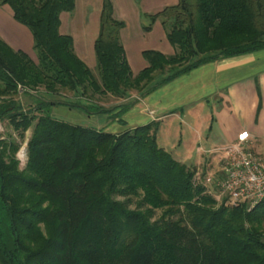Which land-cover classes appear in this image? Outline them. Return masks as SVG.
Masks as SVG:
<instances>
[{
  "label": "trees",
  "instance_id": "obj_1",
  "mask_svg": "<svg viewBox=\"0 0 264 264\" xmlns=\"http://www.w3.org/2000/svg\"><path fill=\"white\" fill-rule=\"evenodd\" d=\"M0 2L31 30L37 57L0 38V120L20 138L34 122L24 168L20 144L0 139V264H264V199L252 210L218 204L195 169L159 146L157 121L112 133L53 115L65 105L120 116L203 64L264 50V0H178L149 15L145 29L161 19L175 53L144 51L137 74L124 22L103 0L97 76L60 32L75 0ZM64 90L74 98H52ZM109 95L112 106L93 100Z\"/></svg>",
  "mask_w": 264,
  "mask_h": 264
},
{
  "label": "crops",
  "instance_id": "obj_2",
  "mask_svg": "<svg viewBox=\"0 0 264 264\" xmlns=\"http://www.w3.org/2000/svg\"><path fill=\"white\" fill-rule=\"evenodd\" d=\"M111 1L114 18L124 22L120 40L134 74L148 65L144 51L175 53L161 19L149 30L145 27L149 15L178 0ZM102 4L103 0H75L73 11L60 15V32L72 36L76 54L90 68L96 58ZM0 38L37 61L31 30L15 19L10 5L1 2ZM59 107L54 106V116L68 119L59 114ZM120 110L88 115L98 118L99 129L112 133L157 121L159 146L198 172L212 168L216 157H221L219 149L235 142L244 130L250 134V147L264 157V50L203 64L139 99L119 116Z\"/></svg>",
  "mask_w": 264,
  "mask_h": 264
},
{
  "label": "built area",
  "instance_id": "obj_3",
  "mask_svg": "<svg viewBox=\"0 0 264 264\" xmlns=\"http://www.w3.org/2000/svg\"><path fill=\"white\" fill-rule=\"evenodd\" d=\"M250 134L244 130L237 140L219 149L221 167L213 174L195 172L218 204L252 210L264 199V157L251 147Z\"/></svg>",
  "mask_w": 264,
  "mask_h": 264
},
{
  "label": "rangeland",
  "instance_id": "obj_4",
  "mask_svg": "<svg viewBox=\"0 0 264 264\" xmlns=\"http://www.w3.org/2000/svg\"><path fill=\"white\" fill-rule=\"evenodd\" d=\"M91 69L94 72V74L97 76L98 75V68H97V62H96V58H95V63H93L91 65ZM132 93H137L136 91H132ZM136 96L134 94H130V96L126 99V100H121L123 102H127L130 101L132 99H134ZM53 99L56 100H61V101H66V100H71L74 97L71 95V92L69 91H61L59 92V94H55L53 97ZM23 102L25 104H29L30 99L23 98ZM93 100L98 101V103L104 104L105 106H112L114 103H116V98H113L111 95L109 96H97L95 98H93ZM71 107L69 106H65V105H60V107L58 108V112H60L59 114H65L68 115L69 117H66L68 119H63L67 122L73 123V124H79V125H83V126H88L90 128H94V129H99L102 126H100L98 124V118H90L89 115L81 110L80 108H75L77 110H71ZM69 109V110H68ZM54 112V110H53ZM81 112L85 113V115L83 116L81 114ZM54 115V113H53ZM70 118V119H69ZM34 125V122H33ZM33 125L25 132V136L24 138H20L18 135V132L15 131L9 124L7 121H1L0 120V139H6L9 141V139H14L15 141H17L20 144L19 150L16 153V158L19 160V166L20 168H24L28 159L27 156V142L28 139L31 136L32 133V129H33ZM104 130V129H103ZM217 162H215L214 166L212 168H209V170L207 172H201V174H213L216 170L220 169L221 167V159L222 157L218 158L216 157ZM197 183H201L200 180L196 181ZM218 205V204H217Z\"/></svg>",
  "mask_w": 264,
  "mask_h": 264
}]
</instances>
